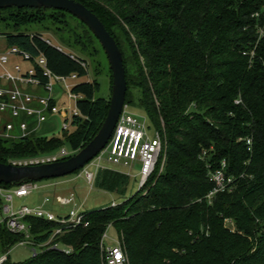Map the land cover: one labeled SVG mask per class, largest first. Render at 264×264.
Here are the masks:
<instances>
[{
	"label": "trees",
	"instance_id": "1",
	"mask_svg": "<svg viewBox=\"0 0 264 264\" xmlns=\"http://www.w3.org/2000/svg\"><path fill=\"white\" fill-rule=\"evenodd\" d=\"M76 1L117 41L127 70L126 105L143 110L150 129L165 134L166 161L134 197L88 213L89 227L64 236L72 255L48 250L18 264H103L100 244L109 225L129 264H264V15L256 16L264 0ZM69 20L85 31L72 34L75 45L57 35L69 52L32 30L70 28ZM0 35L7 48L44 56L55 75H77L73 93L82 97L80 115L62 138L0 140V162L54 153L66 143L76 153L84 149L110 108L111 98L98 96L101 72L90 76L88 58L102 53L96 44L104 51L98 39L67 12L16 8L0 11ZM76 45L81 55L72 52ZM223 163L236 188L211 203L210 172ZM129 186L130 177L112 169L96 179L98 189L122 198ZM34 223L39 242L57 226Z\"/></svg>",
	"mask_w": 264,
	"mask_h": 264
},
{
	"label": "built area",
	"instance_id": "2",
	"mask_svg": "<svg viewBox=\"0 0 264 264\" xmlns=\"http://www.w3.org/2000/svg\"><path fill=\"white\" fill-rule=\"evenodd\" d=\"M264 15V7L256 16ZM264 38L261 31L260 39ZM62 50L61 48H59ZM86 67V64L83 63ZM78 84V76L55 75L48 67L44 56L34 59L31 54L18 47L0 50V140L17 143L36 137L42 125L53 116L63 119L62 131L71 128L72 120L80 115L78 101L82 98L73 93ZM165 134L150 129L147 118L128 111L126 105L108 147L77 176L83 177L91 188L95 186L98 173L107 168L102 163L133 169L139 165L140 190L144 189L162 161H166ZM248 143L251 145V141ZM77 153L65 147L54 153L10 160L15 167H37L51 165L70 159ZM94 167L96 171H92ZM210 180L215 184L207 199H213L225 192H232L236 179L223 168L210 172ZM39 182L24 183L19 186L0 184V264H11L15 247L32 251L33 257L48 251H60L72 255L74 248L63 243V237L78 228L90 226L89 214L78 207L76 196H46L41 204L27 206L19 204L44 188ZM62 207L73 206L68 213L55 214L51 204ZM117 206L112 203V207ZM46 221L57 226L49 233L46 241L39 242L34 221ZM15 238V239H14ZM108 233L100 244L103 264H129L124 242L112 240L107 244Z\"/></svg>",
	"mask_w": 264,
	"mask_h": 264
},
{
	"label": "rangeland",
	"instance_id": "3",
	"mask_svg": "<svg viewBox=\"0 0 264 264\" xmlns=\"http://www.w3.org/2000/svg\"><path fill=\"white\" fill-rule=\"evenodd\" d=\"M70 21V28H66L65 26L56 25L52 26L50 28L42 27V26H34L32 28L33 32H40L43 33L45 38L53 43L54 46H58L62 50L69 52V50L60 43L58 36L63 37L68 40H72L74 44V39L72 34L77 31L79 34L85 33L83 29H81L80 24L76 20H69ZM58 35V36H57ZM75 45V44H74ZM7 46L6 38L2 35H0V50L5 48ZM77 50L72 51L75 54H79V46H75ZM96 47L98 50L100 49L102 53L99 51L98 55L94 57L88 58V63L90 66V76L93 79L95 70H99L101 72L102 76L98 78V81L101 85V90L99 93L100 98L109 99L112 95V73L110 70V65L108 62V59L104 53V51L101 49L99 45L96 44ZM78 51V52H76ZM134 95V93L132 94ZM111 100V99H110ZM128 111L130 113H133L135 115H138L140 117H143L144 119L147 118L146 114L143 110L136 107V105H127ZM148 119V118H147ZM149 121V120H148ZM150 123V122H149ZM62 124L63 119L59 116H53L50 118L49 122L42 125L40 130L36 133V135L41 137H46L48 139H54V138H62ZM151 125V123H150ZM155 128H153L154 130ZM65 148L70 150V145L65 144ZM103 167L107 169H112L118 172H121L123 174H127L130 177V186L128 189V193L125 198H122L114 193L105 192L103 190H100L95 186L93 188L90 187V185L85 181L83 177L78 178L80 172L77 174H72L63 178L55 179V180H46L39 182L40 186H45L48 184H55L54 187H48L44 188L43 190L38 191L36 194H33L31 197L25 199L24 201H21L19 204L27 205V206H33L35 204H41L44 200V197L51 196L55 197V195H61L63 197H70L71 194H74L76 196V202L78 204V207H81V209L87 213H92L95 211L107 209L109 207H112V203H116L117 205H121L127 200L134 197L139 191H140V177H139V171L140 167L139 165H136L133 169H127L121 166H113L107 162L102 163ZM92 171H96L94 167H91ZM236 188V187H235ZM234 188V189H235ZM49 208L55 214H66L70 210H72L73 206H59L55 205L54 203L49 205ZM228 226L231 227L234 231H236V228L234 224H231L228 222ZM107 233L109 236V239H107V244H111L119 240L121 241V237H119V234L115 227L109 225L107 229ZM33 257L32 251L30 249L24 248V247H15V249L12 252L11 255V262L13 264L18 263H25L29 261Z\"/></svg>",
	"mask_w": 264,
	"mask_h": 264
},
{
	"label": "water",
	"instance_id": "4",
	"mask_svg": "<svg viewBox=\"0 0 264 264\" xmlns=\"http://www.w3.org/2000/svg\"><path fill=\"white\" fill-rule=\"evenodd\" d=\"M14 8L59 10L80 20L104 49L112 72L113 85L107 118L97 136L84 149L68 160L51 165L15 167L0 162V184L7 186L55 180L84 169L108 147L126 107L128 95L124 55L105 24L84 4L76 0H0V11Z\"/></svg>",
	"mask_w": 264,
	"mask_h": 264
}]
</instances>
